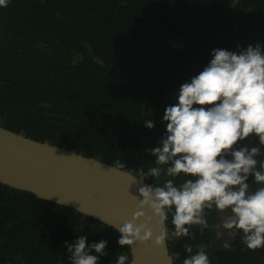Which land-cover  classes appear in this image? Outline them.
<instances>
[{"label": "trees", "instance_id": "trees-1", "mask_svg": "<svg viewBox=\"0 0 264 264\" xmlns=\"http://www.w3.org/2000/svg\"><path fill=\"white\" fill-rule=\"evenodd\" d=\"M257 42L264 0H10L0 7V125L138 175L155 166L148 149L165 131V107L211 50ZM246 143L259 145L255 137ZM208 222L203 234L193 226L194 238L175 240L169 214L173 264H183L185 244L195 251L201 243L211 264H264V249L241 251L240 236L217 227L219 213ZM81 235L108 241L99 264L121 254L129 264L113 228L0 183V264H70L64 242Z\"/></svg>", "mask_w": 264, "mask_h": 264}, {"label": "clouds", "instance_id": "clouds-1", "mask_svg": "<svg viewBox=\"0 0 264 264\" xmlns=\"http://www.w3.org/2000/svg\"><path fill=\"white\" fill-rule=\"evenodd\" d=\"M9 3L0 0V7ZM238 48L212 49L207 65L182 83L175 102L165 107V131L158 146L148 149L155 166L141 167L135 176L142 184L139 210L118 228L108 224L119 232L120 246L133 252L135 243L154 238L156 246L167 249L169 214L171 237L180 240L194 238L193 226L203 234L214 210L222 219L217 227L231 239L240 236L241 251L264 249V44ZM144 126L153 129L155 122L145 119ZM252 137L258 146L246 143ZM162 175L169 178L161 185L144 183ZM141 217L144 222L137 223ZM64 244L70 264H99L107 255L104 239L89 244L81 235ZM184 248L183 264H211L206 244L196 245L195 251L191 244ZM224 248L230 249L227 241ZM128 260L121 254L116 264Z\"/></svg>", "mask_w": 264, "mask_h": 264}, {"label": "water", "instance_id": "water-1", "mask_svg": "<svg viewBox=\"0 0 264 264\" xmlns=\"http://www.w3.org/2000/svg\"><path fill=\"white\" fill-rule=\"evenodd\" d=\"M135 176L109 162L0 125L1 184L74 211L79 208L81 212H76L103 224L118 228L139 210L138 189L142 184ZM144 183L150 184L146 180ZM141 222L143 217L137 221ZM132 248L133 252L128 247L129 264L133 260L135 264H173L168 243L167 249L161 248L153 238Z\"/></svg>", "mask_w": 264, "mask_h": 264}]
</instances>
